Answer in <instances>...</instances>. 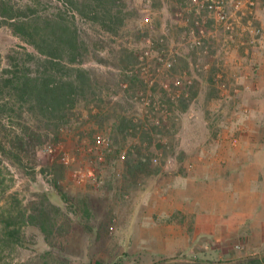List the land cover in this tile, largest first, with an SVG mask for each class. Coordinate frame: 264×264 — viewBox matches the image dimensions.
<instances>
[{
    "label": "rangeland",
    "instance_id": "obj_1",
    "mask_svg": "<svg viewBox=\"0 0 264 264\" xmlns=\"http://www.w3.org/2000/svg\"><path fill=\"white\" fill-rule=\"evenodd\" d=\"M7 1L28 30L77 31L91 87L58 126L13 96L3 79L44 57L0 17V264L264 257V0H222L233 33L192 0H119L114 32Z\"/></svg>",
    "mask_w": 264,
    "mask_h": 264
},
{
    "label": "trees",
    "instance_id": "obj_2",
    "mask_svg": "<svg viewBox=\"0 0 264 264\" xmlns=\"http://www.w3.org/2000/svg\"><path fill=\"white\" fill-rule=\"evenodd\" d=\"M63 1L85 18L100 21L110 32H114L124 23L119 0ZM0 17L6 20L15 35L22 37L44 57L39 60L36 74L26 71L14 73L3 79L5 88L12 90L13 96H17L23 103H29L32 109L47 119V122L57 123L58 126L66 117L67 110L81 97L86 96L91 87L87 71L69 67L81 62L83 56V44L77 31L61 16L47 19L42 26L28 30L25 22L15 21L13 8L7 0H0ZM183 101H186L184 95L179 102ZM0 150L5 152L6 149L0 144ZM233 264H264V257H246Z\"/></svg>",
    "mask_w": 264,
    "mask_h": 264
},
{
    "label": "built area",
    "instance_id": "obj_3",
    "mask_svg": "<svg viewBox=\"0 0 264 264\" xmlns=\"http://www.w3.org/2000/svg\"><path fill=\"white\" fill-rule=\"evenodd\" d=\"M193 3L197 6H202L209 13V15L213 16L217 22L223 25L224 29L228 32H234V19L231 17L229 13L225 11L224 2L222 0H192ZM236 8H239V2L234 5ZM249 31V30H248ZM250 33L254 35H259V29H252ZM221 77L220 73L216 74V80L219 81ZM222 84V83H221ZM224 87V84H222Z\"/></svg>",
    "mask_w": 264,
    "mask_h": 264
},
{
    "label": "crops",
    "instance_id": "obj_4",
    "mask_svg": "<svg viewBox=\"0 0 264 264\" xmlns=\"http://www.w3.org/2000/svg\"><path fill=\"white\" fill-rule=\"evenodd\" d=\"M214 161H215L214 159H212V160L207 159V160H205V163L209 166V165H213L212 163ZM212 173H213V171H212Z\"/></svg>",
    "mask_w": 264,
    "mask_h": 264
}]
</instances>
